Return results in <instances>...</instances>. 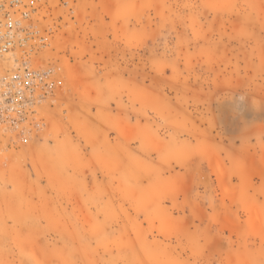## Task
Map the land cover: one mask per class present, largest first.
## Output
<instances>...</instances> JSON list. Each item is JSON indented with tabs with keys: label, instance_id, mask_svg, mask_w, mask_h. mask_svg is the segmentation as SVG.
Here are the masks:
<instances>
[{
	"label": "rangeland",
	"instance_id": "rangeland-1",
	"mask_svg": "<svg viewBox=\"0 0 264 264\" xmlns=\"http://www.w3.org/2000/svg\"><path fill=\"white\" fill-rule=\"evenodd\" d=\"M33 20L54 86L0 134V264H264V0Z\"/></svg>",
	"mask_w": 264,
	"mask_h": 264
},
{
	"label": "built area",
	"instance_id": "built-area-1",
	"mask_svg": "<svg viewBox=\"0 0 264 264\" xmlns=\"http://www.w3.org/2000/svg\"><path fill=\"white\" fill-rule=\"evenodd\" d=\"M39 0H0V134L24 139L25 121L53 92L47 71L31 67V57L46 38L38 36L34 14Z\"/></svg>",
	"mask_w": 264,
	"mask_h": 264
},
{
	"label": "crops",
	"instance_id": "crops-1",
	"mask_svg": "<svg viewBox=\"0 0 264 264\" xmlns=\"http://www.w3.org/2000/svg\"><path fill=\"white\" fill-rule=\"evenodd\" d=\"M88 57H90L89 55H85L84 59H87ZM97 57H102V58H105V54L104 53H98L97 54ZM97 67H101L102 65L101 64H97L96 65Z\"/></svg>",
	"mask_w": 264,
	"mask_h": 264
}]
</instances>
